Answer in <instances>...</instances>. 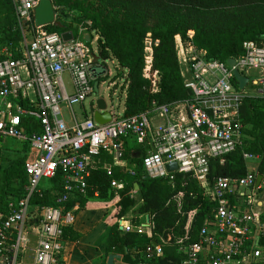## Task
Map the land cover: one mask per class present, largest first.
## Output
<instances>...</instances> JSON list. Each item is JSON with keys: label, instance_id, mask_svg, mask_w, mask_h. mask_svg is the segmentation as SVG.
<instances>
[{"label": "built area", "instance_id": "1", "mask_svg": "<svg viewBox=\"0 0 264 264\" xmlns=\"http://www.w3.org/2000/svg\"><path fill=\"white\" fill-rule=\"evenodd\" d=\"M11 2L19 28L29 26L32 39L22 31L18 58L8 47L0 49V137L25 140L20 131L21 116L37 119L42 134L30 139V148L36 155L25 164L29 178L25 193L16 204L8 206L6 214L0 212V264H26V250L32 253L30 264H65L61 229L70 225L75 209L62 214L59 207L32 204V196L39 193L41 180L53 178L57 171L63 175L58 204L65 203L74 193L84 195L96 158L101 152H110L115 162L122 163L121 146L126 140L148 148L141 157L140 168L128 169L130 176L168 179L170 183L175 175L189 176L216 202L212 222L201 227L198 241L177 242L185 255L183 264H264V245L258 242L264 236V221L255 210L257 192L264 180L256 186L254 169L242 178L218 177L211 183L208 180L210 161H223L242 146V100L248 96L264 98V40L261 45L245 42L243 55L234 60L232 68L207 61L203 53L191 46L184 49L179 40L184 64L181 73L185 88L192 93L191 99L172 106L153 104L151 110L128 118L107 109L111 120L100 125L93 119V110L80 121L72 110L73 105L83 104L94 94L96 69L101 68L85 43V29L79 28L77 38L63 42L60 34L49 33L35 24L33 10L39 0ZM188 35L191 37L192 32ZM145 54L143 76L155 92L158 75L151 73L152 50L148 40ZM233 69L247 78L246 86L250 83L258 89L257 94L246 92V86L240 90L233 85ZM251 70L259 71V75L249 79ZM66 74L70 93L63 81ZM29 93L37 99L35 109L17 108L11 101L23 100ZM60 103L70 110L74 120L71 127L59 116ZM155 119L165 123L155 124ZM243 158L257 159L247 153H243ZM171 163L177 169L168 172L166 166ZM106 172L110 176L111 168ZM111 187H117V183L111 181ZM193 216L194 211L188 213L186 231ZM130 230L125 227L126 232ZM137 231L142 232L143 227H137ZM162 254L161 245L146 248L151 264Z\"/></svg>", "mask_w": 264, "mask_h": 264}, {"label": "trees", "instance_id": "2", "mask_svg": "<svg viewBox=\"0 0 264 264\" xmlns=\"http://www.w3.org/2000/svg\"><path fill=\"white\" fill-rule=\"evenodd\" d=\"M51 1L61 27L46 25L42 29L60 35L70 31L75 38L78 37L79 28L85 29L89 36V41L85 43L93 53L90 44L96 42L93 57L101 67L96 69L102 75H96L95 82L106 80V74L103 76L106 61L112 59L116 63V73L112 79L122 80L125 92L122 118L149 111L153 104L172 106L191 99L192 93L185 88L181 73L177 38L183 45L203 53L207 61L223 64L242 56L245 42L261 45L264 40V0ZM22 31L30 35L29 26L23 30L19 28L11 0H0V49L8 47L18 58ZM189 32H192L191 37ZM147 40L152 50L151 73L157 72L158 75L155 92L150 81L143 76ZM232 83L238 87L234 78ZM17 102L20 103L19 100ZM22 106L25 110L31 109L26 103ZM239 119L244 127L242 146L226 155L223 161H210V183L218 177H244L248 172V163L243 153L258 156L256 171L264 180V98L245 97L239 107ZM20 131L25 140L9 137L21 143V149L15 155L4 160L3 153L9 149L0 145V212L5 214L8 206L16 204L25 193L29 183L25 164L30 139L42 134V126L33 117L21 116ZM4 138L0 137V142ZM128 157L123 155L124 159ZM129 161L140 168L141 158H130ZM112 162L111 155L103 154L101 165L91 171L86 193H74L63 204L56 202L63 185V175L57 171L53 178L41 180L39 193L33 194L31 203L59 207L62 214L77 206L74 215L92 207L94 202L107 205L116 200L115 216L121 220L136 206L130 193L137 184L140 202L135 214L144 218L148 216L149 231L143 229L138 232L137 227L141 222L137 219L132 220L135 226L129 232L121 231L116 223L110 231L107 253L122 255L125 264H151L146 258V248L161 245L163 254L155 260V264H183L185 255L179 250L177 242L198 241L201 227L206 222H212L216 202L189 176L175 175L174 182L170 183L168 179L142 178L140 175L132 177L122 167L115 166L109 176L102 165L110 166ZM113 180L120 182L119 187L111 188ZM258 193L264 195V186ZM238 198L240 196L237 195ZM234 201L232 199L231 203ZM191 211H194V216L186 231L188 213ZM261 218L264 221V213ZM61 231L64 242H76L82 238L71 225L63 226ZM260 245H264V237L260 239Z\"/></svg>", "mask_w": 264, "mask_h": 264}, {"label": "crops", "instance_id": "3", "mask_svg": "<svg viewBox=\"0 0 264 264\" xmlns=\"http://www.w3.org/2000/svg\"><path fill=\"white\" fill-rule=\"evenodd\" d=\"M28 39L29 40L32 39L31 34L29 35ZM178 59L180 63L179 56H178ZM101 75L102 73L98 72L97 76L101 77ZM104 75L105 74L103 73V76ZM99 86H100V83H98L97 87ZM11 101L13 102V104H16L17 108L20 107L22 109H25L22 106L23 103L28 104L29 108L31 109L37 108V99L32 93H29V95L23 100H19L20 103L17 102V99H13V98H11ZM80 106H82V104ZM85 117H88V116L84 115V118ZM75 118H76V115H75ZM76 120L78 119L76 118ZM154 123L162 124V123H165V120L157 119L156 121L155 119ZM65 124L68 127H71L74 124V120L72 119L71 114H70V119L67 122H65ZM121 149H122L123 155L125 154L129 156L127 159H124L122 156L123 162L118 163V162H115L116 160L114 158V155L111 154L110 152H101L98 158H96L95 160L96 161L95 166L90 170V175H91V171L96 170L97 167L101 165L100 163H101V158L103 154L111 155L113 158V162L110 166H107L105 164L102 165L105 171L107 170V168L110 167L111 172H112V168L113 166H115V167H122L127 172L128 169H132L133 167L137 168L136 165H133L135 163H131L129 161L130 158H141L142 156H144L146 149L148 150L146 146L137 145L133 140L123 141ZM35 155H36L35 150L30 148L27 161L33 158ZM256 157L257 159H253L252 162L248 164V170H251V169L256 170V167L258 165V156ZM262 180H263V177L261 181ZM113 181H115L117 183V187H119L120 182L117 180H113ZM134 187H135L134 190L131 191L130 193V198L136 201V206H134L121 220H117L115 216L116 211H117V208L115 207L116 200H113L111 203H108L107 205H104L103 203L97 201V202L92 203V207H89L84 210H80L76 212V214L74 213L73 220L71 221L70 225L72 226L74 231L82 235V238L76 242H65L64 243L62 257H63L65 264H107V257L110 254H113V253H107L110 231H111V228L116 223H118V225L120 226L121 231H125V227L128 225L135 226L132 223V220L137 219L141 222L140 226L143 227L144 231L145 232L149 231V219H148V226L146 222L147 215L144 218L142 216L135 214L136 208L139 205L138 203L140 202L139 201L140 196L138 193L137 184H134ZM96 196H97V193H95L94 197L96 198ZM257 200H258L257 208L255 210L259 214H263L264 213V195L262 194V197L260 196V198L257 197ZM76 208L77 206L74 209ZM262 237L258 238L259 244H260V239ZM114 255H118L120 256V258L115 259L113 261V264H125L122 262V255H119V254H114ZM25 260H26V264H30L32 261V256H26Z\"/></svg>", "mask_w": 264, "mask_h": 264}, {"label": "rangeland", "instance_id": "4", "mask_svg": "<svg viewBox=\"0 0 264 264\" xmlns=\"http://www.w3.org/2000/svg\"><path fill=\"white\" fill-rule=\"evenodd\" d=\"M25 35L27 37H29L27 32H25ZM176 45H177V53L179 54V58H180V65L184 71V64L182 61L183 55H181L179 52L180 51L179 39H177ZM182 47L184 48L186 46L182 44ZM90 48L92 49V52L95 54L96 53V42L95 41H92V43L90 44ZM184 49H186V48H184ZM188 54H190V51ZM184 57H186V56H184ZM105 63L106 64H105L103 73L106 74V80H104L103 82L100 83V86L98 87V94L96 95L94 93L91 97L86 98L84 100L82 106H80L78 104H75L72 106V110L74 111L76 118L78 120L83 119L84 115L89 116L91 114V111L95 108V101L97 98H102L108 103V107H109L108 110H112L113 112H117V113H122V111H123V101H124V95H125V92L122 88L123 81L122 80H116V79L114 81L112 79L116 73V68H117V65L114 62V60L110 59V60L106 61ZM258 75H259V71L251 70L248 74V78L252 79L254 77H257ZM63 81H64V84L66 86V89L70 93L71 92L70 79H69L67 74L63 75ZM114 84H115V86H114ZM245 91L252 94V95H255V94H257L258 89L249 83L245 87ZM59 109H60V114H59L60 118L63 119L65 122H67L70 119L69 108L66 107V104L60 103ZM156 121H157V119H156ZM0 145L7 147L9 149L8 152L3 153L2 157L4 160L15 155L16 151L21 149V143L15 139H11L9 137H5L3 140H1ZM251 162H252V160L247 161L248 164ZM3 164H4V162L2 163V165ZM260 196L262 197V193L257 192V197L260 198ZM128 226L131 228V230L134 228V226H132V225H128ZM28 247H29V245H28ZM26 254H27V256L32 255L30 250H26L25 254H23V257H25Z\"/></svg>", "mask_w": 264, "mask_h": 264}, {"label": "water", "instance_id": "5", "mask_svg": "<svg viewBox=\"0 0 264 264\" xmlns=\"http://www.w3.org/2000/svg\"><path fill=\"white\" fill-rule=\"evenodd\" d=\"M33 18H34L35 24L39 27H44L46 25H55L57 27H61L60 22L56 20V12L54 10L51 0H39L37 6L33 10ZM61 38L63 42H68L72 40L73 34L70 31L64 32L61 34ZM88 41H89V36L86 35L85 42H88ZM227 64L230 68L234 67L233 60H229ZM232 73H233L234 79L238 83V88L242 90L248 83L247 78L241 76L236 69H233ZM97 86H98V83L94 82L93 90L96 95L98 94ZM107 109H108V105L106 101L102 98H97L95 101V108L92 113L93 119L96 123L103 125L105 123H108L111 120V115L109 114ZM166 168L168 172H172L177 169V166L175 163H171V164H168ZM261 179H262V176L258 174L257 179H256V186H259ZM146 222L148 226V216H146ZM117 258H120V256L110 254L107 257V264H113V261Z\"/></svg>", "mask_w": 264, "mask_h": 264}]
</instances>
